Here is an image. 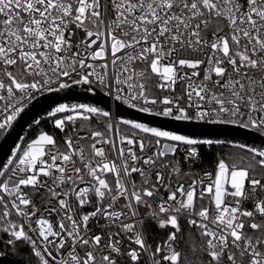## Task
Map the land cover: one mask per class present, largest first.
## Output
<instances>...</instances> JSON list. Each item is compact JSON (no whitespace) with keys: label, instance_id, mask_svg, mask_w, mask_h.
I'll use <instances>...</instances> for the list:
<instances>
[{"label":"snow or ice","instance_id":"obj_1","mask_svg":"<svg viewBox=\"0 0 264 264\" xmlns=\"http://www.w3.org/2000/svg\"><path fill=\"white\" fill-rule=\"evenodd\" d=\"M0 141V264H264V0H0Z\"/></svg>","mask_w":264,"mask_h":264},{"label":"water","instance_id":"obj_2","mask_svg":"<svg viewBox=\"0 0 264 264\" xmlns=\"http://www.w3.org/2000/svg\"><path fill=\"white\" fill-rule=\"evenodd\" d=\"M105 100L107 98H104ZM45 103L44 99L41 98L40 100V104L43 105ZM126 111V114L129 116V118H132V117H140L141 119H144V120H151L153 118L151 117H147L143 114H139V113H135L133 110H125ZM36 119H40V120H44L46 119V113L44 112H37L36 113ZM19 132V135L21 136H24V135H27L29 133V128H28V125L25 124L23 129H18L17 130ZM13 135H16V133H13ZM253 134L251 133H248L246 130H241V129H235V128H226L222 133H221V136L222 137H226V138H229V139H232L234 138L235 140H238L240 142H252L251 141V136ZM2 142V141H0ZM260 141L257 140L256 143H259Z\"/></svg>","mask_w":264,"mask_h":264}]
</instances>
